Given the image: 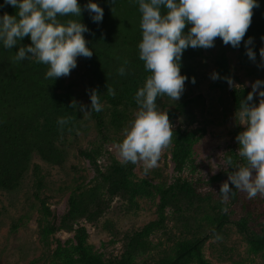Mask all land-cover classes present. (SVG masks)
<instances>
[{
	"label": "rangeland",
	"instance_id": "obj_1",
	"mask_svg": "<svg viewBox=\"0 0 264 264\" xmlns=\"http://www.w3.org/2000/svg\"><path fill=\"white\" fill-rule=\"evenodd\" d=\"M101 1L106 0H95ZM85 2L78 0L82 9ZM81 18L86 19V11H82ZM140 20L134 0H116L107 22L116 43L108 59L112 69L120 68L124 61L128 62L126 69L133 66L135 50L127 45V36H142ZM252 38L257 54L255 63L245 54L243 42L234 49L217 38L215 47L195 49L198 56L182 64L181 72H185L188 80L181 98L174 102L165 96L158 98L157 103L167 111L173 134L198 131L191 160L182 174L176 173L172 141L163 150L158 166L148 174L142 164L133 165L135 180L148 181L153 192L149 198L136 199L134 204L114 195L105 178L112 175L115 162L125 164L120 161L115 145L123 139V130L134 119L137 105L112 106L104 102L99 116L103 129L93 112L84 116L79 106L81 103L90 106L89 94L97 82L83 57H78L77 67L70 75L58 78L61 88L55 92L62 97L63 102L58 105L61 116L71 117L70 123L58 128L51 141L57 163H50L34 152L17 188L0 190V264H72L76 258L74 234L81 227L86 229L87 245L94 253L106 262L119 260L128 238L158 219L159 190L179 180L197 189L200 200L193 201L192 206L178 202L169 205L164 222L145 240L131 264H158L180 243L198 238L204 239L202 252L210 264H264V249L256 252L248 240V236L264 238V197L258 195L250 200L230 182L233 188L230 198L221 203L219 195L221 184L228 178L225 154L236 153L239 146L235 137L243 131V126L234 120L237 109L231 91L251 90L253 82L264 80V65L258 67L259 50L264 42L258 36ZM222 55L227 57L238 80H231V85L228 83L224 89H216L212 87L214 80L210 74L216 72ZM193 78L195 83L191 82ZM72 101L77 103L75 110ZM181 102H187L182 114L177 110ZM238 161L243 163L241 159ZM72 197L87 215L67 218ZM225 207L227 212L222 211ZM221 217L228 221L220 223ZM241 223L246 233L241 231ZM48 226L58 230L45 237L43 230Z\"/></svg>",
	"mask_w": 264,
	"mask_h": 264
},
{
	"label": "clouds",
	"instance_id": "obj_2",
	"mask_svg": "<svg viewBox=\"0 0 264 264\" xmlns=\"http://www.w3.org/2000/svg\"><path fill=\"white\" fill-rule=\"evenodd\" d=\"M116 4V0H112ZM141 14L142 39L138 44L139 59L149 73L135 93L137 111L134 119L123 130V139L115 147L121 162L142 164L148 174L158 166L163 150L171 143L173 127L167 111L157 103L158 98L168 97L178 101L184 92L186 75L181 74L182 55L188 48L210 49L219 38L225 46L239 48L243 41L245 54L256 62L253 38L244 39L258 0H134ZM16 9L15 15H0V45L10 50L18 47L14 61L34 59L47 65L45 79L56 80L70 75L77 67V58H91L92 49L87 46L85 33L88 27L81 22L82 11H87L94 23H101L104 10L95 0H88L83 7L78 0H4V4ZM78 17L80 19H66ZM190 25L187 32L185 28ZM29 37L31 43L21 45ZM264 41V37H261ZM19 45V46H18ZM259 56L264 65V47ZM127 61L117 70L119 76L127 74ZM212 80L220 78L215 71ZM192 83H195L193 78ZM231 85L232 81L227 78ZM109 95L115 90L107 88ZM90 106L80 104L84 116L103 111L101 97L90 92ZM254 97L259 103L254 102ZM71 107L77 108L76 101ZM87 109V110H86ZM71 117L58 118L63 129ZM235 122L243 131L235 137L236 155L243 163L226 157L224 164L228 178L219 189L221 203L226 202L235 190L246 193L248 199L264 197V80L251 84V91L240 100L234 113ZM233 169V171H228ZM222 211L227 212V208Z\"/></svg>",
	"mask_w": 264,
	"mask_h": 264
},
{
	"label": "trees",
	"instance_id": "obj_3",
	"mask_svg": "<svg viewBox=\"0 0 264 264\" xmlns=\"http://www.w3.org/2000/svg\"><path fill=\"white\" fill-rule=\"evenodd\" d=\"M87 3L88 0L85 5ZM258 3L260 6L253 9L252 22L244 37L245 40L248 37H264V0H258ZM3 4L4 0H0V5ZM97 4L104 10L101 23H94L87 11L86 19L81 18V22L89 29V32L84 34L88 42L87 46L93 51L91 58L83 57L86 66L92 70L97 82L93 90L100 95L102 103L108 102L112 106L129 103L136 106L135 93L149 75L145 71L143 61L139 59L138 44L142 36L135 34V31L134 36H127V45L135 50L132 59L133 66L127 68L125 76H119L117 74L119 68L112 69L108 63L116 43L112 41V33L107 22H109L111 10L116 4L107 0ZM4 13L15 15L16 9L10 5H4L0 8V15ZM69 18L77 19L75 17L61 19ZM187 26L185 32L188 30ZM30 43L29 37H25L21 41V45ZM17 51L18 47L6 50L0 45V190L6 191H13L17 188L32 153L37 152L44 160L57 163V155L51 147V141L56 137L58 128H61L57 124V120L63 117L58 111V105L63 102L62 97L55 93L57 89L61 88V82L58 79L54 81L45 79L47 66L44 64L31 59L14 61L13 58ZM197 56L198 52L195 49L188 48L182 55L181 63ZM187 72L189 73L190 70L187 69ZM216 73L220 76L212 84V87L216 89H224L228 84L227 78L238 80L231 72L225 55H222L218 60ZM181 74L185 75V72H181ZM107 88L114 89L115 95H109ZM250 91L247 88L232 89L230 95L236 109L240 100L246 98ZM254 102L259 103L256 97H254ZM186 107L187 102H181L177 105V110L182 114ZM101 112H93V114L102 127L101 118H99ZM170 116H174V114L170 113ZM198 134V131H177L173 134L172 162L176 173L182 174L190 162ZM228 156H231L235 161L241 159L234 151L227 152L225 158ZM105 180L109 183L114 195L133 204L136 199L149 198L153 193L152 185L148 181L135 180L132 164L115 162L112 167V175ZM39 187H42V184H39ZM159 195L158 219L128 238L126 250L119 260L106 262L102 256L94 253L87 245L88 233L81 227L75 230L74 234L73 254L76 258L72 264H131L136 252L144 247L145 240L164 222V214L169 205L178 202L192 206L193 201L200 200L197 189L192 188L188 182L183 180H179L169 188H161ZM37 198L39 199L38 196ZM42 203L45 206V203ZM87 213L86 210H81L76 198L70 199L67 218L77 215L83 217ZM227 221L224 217L220 219V223ZM240 229L246 233L244 224L241 223ZM57 230L55 226H48L43 230V235L47 237ZM248 240L256 252L264 249V238L256 239L248 236ZM203 245V238L182 242L176 246L170 256L158 264H210L203 255Z\"/></svg>",
	"mask_w": 264,
	"mask_h": 264
}]
</instances>
